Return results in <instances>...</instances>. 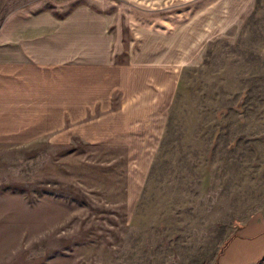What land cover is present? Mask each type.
Wrapping results in <instances>:
<instances>
[{
	"label": "rangeland",
	"instance_id": "obj_1",
	"mask_svg": "<svg viewBox=\"0 0 264 264\" xmlns=\"http://www.w3.org/2000/svg\"><path fill=\"white\" fill-rule=\"evenodd\" d=\"M222 1L114 0L94 109L0 141V264H215L264 215V0Z\"/></svg>",
	"mask_w": 264,
	"mask_h": 264
},
{
	"label": "crops",
	"instance_id": "obj_2",
	"mask_svg": "<svg viewBox=\"0 0 264 264\" xmlns=\"http://www.w3.org/2000/svg\"><path fill=\"white\" fill-rule=\"evenodd\" d=\"M231 1H222L225 10ZM113 3L28 0L2 12L0 141L22 143L51 136L65 120L83 119L84 110L94 109L97 102L90 93L102 89L100 80L122 72L120 61L111 58L112 48L120 46L114 29L110 32ZM213 5L214 0H193L192 13L216 15ZM145 64L139 70L142 77L153 70L151 61ZM254 216L237 227L215 264H259L264 259V215Z\"/></svg>",
	"mask_w": 264,
	"mask_h": 264
},
{
	"label": "built area",
	"instance_id": "obj_3",
	"mask_svg": "<svg viewBox=\"0 0 264 264\" xmlns=\"http://www.w3.org/2000/svg\"><path fill=\"white\" fill-rule=\"evenodd\" d=\"M54 1H61V0H54Z\"/></svg>",
	"mask_w": 264,
	"mask_h": 264
}]
</instances>
